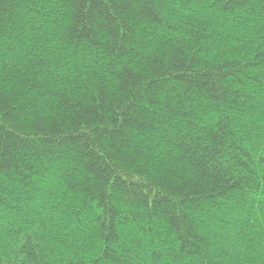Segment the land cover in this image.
<instances>
[{
  "label": "trees",
  "instance_id": "obj_1",
  "mask_svg": "<svg viewBox=\"0 0 264 264\" xmlns=\"http://www.w3.org/2000/svg\"><path fill=\"white\" fill-rule=\"evenodd\" d=\"M0 264H264V0H0Z\"/></svg>",
  "mask_w": 264,
  "mask_h": 264
}]
</instances>
